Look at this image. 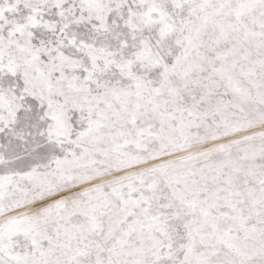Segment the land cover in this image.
<instances>
[{
  "label": "snow or ice",
  "instance_id": "1",
  "mask_svg": "<svg viewBox=\"0 0 264 264\" xmlns=\"http://www.w3.org/2000/svg\"><path fill=\"white\" fill-rule=\"evenodd\" d=\"M0 264H264V0H0Z\"/></svg>",
  "mask_w": 264,
  "mask_h": 264
}]
</instances>
